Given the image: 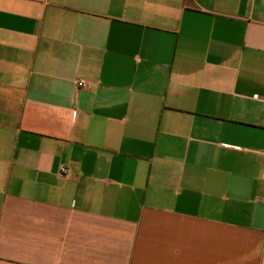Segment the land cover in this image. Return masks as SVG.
Wrapping results in <instances>:
<instances>
[{
	"label": "crops",
	"instance_id": "0c3cea01",
	"mask_svg": "<svg viewBox=\"0 0 264 264\" xmlns=\"http://www.w3.org/2000/svg\"><path fill=\"white\" fill-rule=\"evenodd\" d=\"M0 264H264V0H0Z\"/></svg>",
	"mask_w": 264,
	"mask_h": 264
},
{
	"label": "built area",
	"instance_id": "2783aa9c",
	"mask_svg": "<svg viewBox=\"0 0 264 264\" xmlns=\"http://www.w3.org/2000/svg\"><path fill=\"white\" fill-rule=\"evenodd\" d=\"M76 84H77V86H78L79 88H81V87L84 86V81H82V80H78ZM60 172H61V173H65L66 170H65L64 168H60Z\"/></svg>",
	"mask_w": 264,
	"mask_h": 264
}]
</instances>
